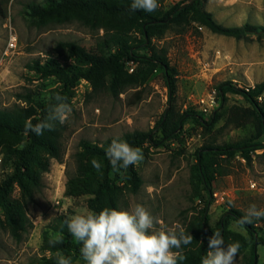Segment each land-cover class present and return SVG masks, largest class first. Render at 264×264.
<instances>
[{
	"label": "rangeland",
	"instance_id": "obj_1",
	"mask_svg": "<svg viewBox=\"0 0 264 264\" xmlns=\"http://www.w3.org/2000/svg\"><path fill=\"white\" fill-rule=\"evenodd\" d=\"M181 0H158L161 10L169 11ZM45 0H1L0 2V109L34 108L56 100L61 82L55 76H44L30 68L56 62L63 67L82 65L76 56L59 47L61 42H75L87 50L107 54L102 27L93 29L64 15L34 18L29 6ZM202 7L227 27L246 23L264 26V0H202ZM11 37L17 47H10ZM133 38H141L133 33ZM152 49L139 53L151 55L153 50L166 51L172 66L178 70L177 94L169 101L168 88L161 70H155L143 85L127 86L118 96L107 92L93 93L90 82L81 80L66 101L72 111L66 123L56 127L62 132L63 159L49 155L50 170L41 176L42 185L33 200L21 188L13 187L12 198L22 211L24 229L16 236L10 221L0 210V264H42L56 262L60 251L45 250L44 240L60 238L53 230L58 216L71 218L92 211L91 195L67 196V182L77 173L82 156V141L103 144L133 131L149 132L162 117L165 121L155 131L162 145L145 144L143 160L135 165L143 183L135 191L126 171L111 174L121 195L120 208L130 210L143 205L153 217L167 227L197 234L208 200L193 168L198 152L206 147L222 145L264 144V94L259 98V112L243 95L227 91L225 99L217 87L227 81L244 90L264 82V37L249 35L236 39L211 32L195 21L172 25L153 38ZM130 74L145 66L127 63ZM30 96V99L28 98ZM214 99L213 107L203 112L202 100ZM187 111H195L201 119L191 118L173 136H165L175 128ZM28 138L8 135L0 139V181L14 173L10 150L27 144ZM213 180V202L209 209V226L217 230L224 214L234 208L245 214L251 204L264 208V149L251 152V160L239 153L234 156H207ZM214 194H218L217 201ZM264 234V218L252 222ZM159 227V225H157ZM230 244L241 243L236 264H250L252 240L248 230L234 220L229 221ZM203 239L186 245L182 254L196 253ZM258 264H264V245L258 246ZM75 264H86L83 258Z\"/></svg>",
	"mask_w": 264,
	"mask_h": 264
},
{
	"label": "trees",
	"instance_id": "obj_2",
	"mask_svg": "<svg viewBox=\"0 0 264 264\" xmlns=\"http://www.w3.org/2000/svg\"><path fill=\"white\" fill-rule=\"evenodd\" d=\"M131 3L132 0H45L44 4H31L30 13L34 18L43 19L58 14L74 18L93 29L102 27L105 33L103 43L108 52L107 54L97 53L75 42H61L59 47L76 56L82 65L63 67L56 62L41 64L40 61H35L30 68L44 76L57 77L61 87L56 90V94L63 97V101L68 99L81 80L91 83L93 93L107 92L118 96L127 86L143 85L151 78L155 70H161L168 88L169 101L172 102L177 94L178 70L171 65L166 51L153 50L151 55L138 52L141 49H152L153 38L161 35L164 30L172 25L182 26L195 21L213 33L239 40L249 35L264 37V26L246 23L243 26L227 27L218 23L213 14L202 7V0H181L167 12L158 8L151 13L143 10L132 11ZM133 33H138L141 38H133ZM127 63L145 66V68L130 74L126 68ZM227 91L243 95L260 113L263 112L259 98L264 94V82L249 90L240 89L231 81L223 82L217 87V93L222 100L225 99ZM28 98L30 99V96ZM57 103L59 101L54 100L49 105L40 106V113L34 108L0 109V139L4 135L18 140L23 136L28 138L25 146L10 150L15 170L4 181H0V210L10 221L16 236L19 235L20 230L24 229V219L22 211L13 201V187L19 186L25 197L33 200L35 191L42 185V174L50 170L49 158L45 155L60 162L63 159L62 132L56 128L58 125L60 127L58 121L55 122L54 130H45L40 136L25 132V123L31 121L35 125L45 120L50 107ZM166 117L167 114L162 117L155 129L149 132L138 130L128 132L120 138H110L103 144L82 141L81 155L86 156L87 161L80 162L76 175L69 178L66 195H91L89 207L92 212H99L105 207L121 209V195L111 176L116 170L112 168L106 156V150L114 139L126 141L129 145L140 149L147 143L162 145V140L156 141L155 131L163 124ZM191 118L201 119L202 116L195 111H187L180 117L175 128L166 132V138L173 136L178 129L182 128L184 122ZM258 149H264V144L255 146L228 144L206 147L198 152L197 164L193 172L199 184L203 185L208 200L205 202L203 218L197 234L193 236L192 243L199 239H203V242L196 253L182 254L186 259L180 264H201V258L208 251V238L216 231L221 232L225 245L230 244L229 221L234 220L238 223L244 216L241 211L230 208L221 218L217 230L209 226L214 176L206 157L214 154L234 156L239 153L244 159L251 160V152ZM93 159L101 164L99 171L93 167L91 163ZM120 170L126 171L128 180L137 191L143 180L135 165ZM68 220L66 216L56 217L53 230L60 234L57 240L61 242L53 246L49 242L54 239L47 238L44 240L43 247L45 250L60 251L65 257L71 259L72 264H75L78 259L83 258L80 252L82 245L69 233ZM241 226L248 230L252 240L250 264H258V246L264 245V234L259 233L253 223ZM239 244L241 248V243ZM185 246L182 245V249ZM42 264H57V261L42 262Z\"/></svg>",
	"mask_w": 264,
	"mask_h": 264
},
{
	"label": "clouds",
	"instance_id": "obj_3",
	"mask_svg": "<svg viewBox=\"0 0 264 264\" xmlns=\"http://www.w3.org/2000/svg\"><path fill=\"white\" fill-rule=\"evenodd\" d=\"M159 7L158 0H132V11L143 10L151 13ZM59 103L50 107L45 120L33 125L25 123V132L43 135L45 130H54L55 122L64 124L72 111L59 94ZM106 156L116 171L137 165L143 160L142 150L126 141L114 139L106 150ZM98 171L101 164L91 161ZM264 218V208L251 204L239 224H251L253 220ZM159 225V227H157ZM67 229L74 240L80 243L81 255L86 264H180L186 257L182 255V245H189L193 236L183 229L167 227L141 204L130 210L105 207L99 212L88 211L76 214L67 221ZM59 240L49 243L55 246ZM202 243V242H201ZM239 242L225 245L221 232L216 231L208 238V251L201 258V264H236ZM57 264H72L69 257L57 253Z\"/></svg>",
	"mask_w": 264,
	"mask_h": 264
},
{
	"label": "built area",
	"instance_id": "obj_4",
	"mask_svg": "<svg viewBox=\"0 0 264 264\" xmlns=\"http://www.w3.org/2000/svg\"><path fill=\"white\" fill-rule=\"evenodd\" d=\"M10 47L12 49H15L17 47V38L16 37H11V40H10ZM214 99H211V100H208V101H205V100H202V103L205 105V108H202V111L203 112H208L212 107H213V104H214ZM217 201L219 200L218 198V194H214Z\"/></svg>",
	"mask_w": 264,
	"mask_h": 264
}]
</instances>
